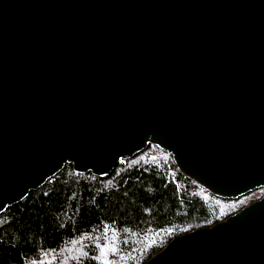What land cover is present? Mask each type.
Masks as SVG:
<instances>
[{
	"label": "water",
	"instance_id": "95a60500",
	"mask_svg": "<svg viewBox=\"0 0 264 264\" xmlns=\"http://www.w3.org/2000/svg\"><path fill=\"white\" fill-rule=\"evenodd\" d=\"M149 145L213 196L264 189V0H0V215ZM145 264H264V195Z\"/></svg>",
	"mask_w": 264,
	"mask_h": 264
},
{
	"label": "trees",
	"instance_id": "16d2710c",
	"mask_svg": "<svg viewBox=\"0 0 264 264\" xmlns=\"http://www.w3.org/2000/svg\"><path fill=\"white\" fill-rule=\"evenodd\" d=\"M263 191L213 196L152 145L104 178L65 165L0 215V264H145L172 239L227 219Z\"/></svg>",
	"mask_w": 264,
	"mask_h": 264
},
{
	"label": "rangeland",
	"instance_id": "374dc122",
	"mask_svg": "<svg viewBox=\"0 0 264 264\" xmlns=\"http://www.w3.org/2000/svg\"><path fill=\"white\" fill-rule=\"evenodd\" d=\"M263 195H264V191H263ZM242 202H243L242 204H245L247 201L246 200L245 201L242 200Z\"/></svg>",
	"mask_w": 264,
	"mask_h": 264
}]
</instances>
